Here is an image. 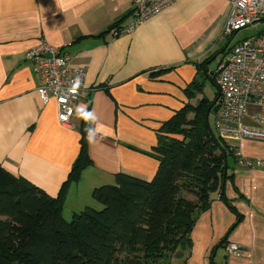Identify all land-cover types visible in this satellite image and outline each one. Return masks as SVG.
I'll return each instance as SVG.
<instances>
[{"label": "crops", "instance_id": "crops-1", "mask_svg": "<svg viewBox=\"0 0 264 264\" xmlns=\"http://www.w3.org/2000/svg\"><path fill=\"white\" fill-rule=\"evenodd\" d=\"M132 11L131 0H0V163L57 197L81 150L78 109L94 112L92 127L101 126L94 142L88 140L91 165L70 185L63 211L68 221L98 208L94 189L114 184L119 174L155 178L164 126L198 104L202 94L194 97L193 88L201 84L200 70L209 74L205 66L221 58L220 64L238 43L223 34L229 0H177L130 34L115 36L113 29L133 22ZM44 42L87 70L70 125L60 123L54 101H41L40 78L26 58ZM223 139L241 168L229 172L234 177L223 181L222 192L211 195L209 209L198 217L186 264L197 249L203 264H247L220 246L227 237L251 251L253 264H264V166L244 163L264 162V142ZM222 193L241 215L232 231L237 215ZM220 249L224 256L217 260Z\"/></svg>", "mask_w": 264, "mask_h": 264}, {"label": "trees", "instance_id": "trees-1", "mask_svg": "<svg viewBox=\"0 0 264 264\" xmlns=\"http://www.w3.org/2000/svg\"><path fill=\"white\" fill-rule=\"evenodd\" d=\"M210 79L215 84L214 73ZM193 91L194 97L202 94V85ZM212 103L202 97L164 126L154 179L119 174L115 185L92 193L102 210L88 208L70 221L63 215L67 190L92 163L86 132L92 122L83 120L80 154L57 197L0 163V264H162L191 247L198 217L209 209L211 195L222 192L225 172L226 181L234 177L230 160L239 162L235 149L206 123ZM221 200L237 215L232 231L241 215L223 193ZM227 244L228 237L220 246L226 250Z\"/></svg>", "mask_w": 264, "mask_h": 264}, {"label": "built area", "instance_id": "built-area-1", "mask_svg": "<svg viewBox=\"0 0 264 264\" xmlns=\"http://www.w3.org/2000/svg\"><path fill=\"white\" fill-rule=\"evenodd\" d=\"M131 1L133 22L125 28L113 29L115 36L130 34L177 0ZM229 1L231 12L223 30L226 37H233L264 20V0ZM26 58L33 63L40 78L38 94L41 101L44 104L54 101L60 123L70 125L85 87L87 70L75 67L60 49L45 42L27 51ZM214 81L220 93L213 115L218 134L222 138L264 142V33L233 46L214 71ZM244 163L264 166L260 160H244ZM226 252L253 264L249 261L252 253L247 248L229 243Z\"/></svg>", "mask_w": 264, "mask_h": 264}, {"label": "rangeland", "instance_id": "rangeland-1", "mask_svg": "<svg viewBox=\"0 0 264 264\" xmlns=\"http://www.w3.org/2000/svg\"><path fill=\"white\" fill-rule=\"evenodd\" d=\"M262 33H264V21L254 25V26H250V27L238 32L233 37L232 43L235 44L237 42H241V41H244V40H247V39H254L258 35H261ZM220 59L221 58H219V60H217V61L213 60L210 64H207V69H208V73L209 74L210 73L211 74L214 73V71L218 67L217 65L221 61ZM201 70H200V72H202V73H201V76H198V80H199L198 82L201 83V85H202V97H206L209 101L214 102L216 97H217V95H218V92H219L218 88L216 87V85L210 79V75L206 74V72L204 70L203 71H201ZM199 96H201V94L197 91L196 92V97H199ZM194 102H196V101H194ZM209 124H210V126H211L210 128L213 130V132L218 134L217 131H216V123H215L213 114H211V116L209 117ZM229 164L231 166V168H230L231 169V171H230L231 174L234 173L236 169H237V171H240L241 167L240 166L237 167V165H234L232 160H230ZM115 184H116V182L114 184H107V185H102V186H111V185H115ZM70 188H71V186H68L67 195L69 193ZM97 188H99V187H97ZM86 190H87V187L85 185V186H83L82 191L85 192ZM95 204L98 205V208H93L94 210L96 209L97 211H100V210L103 209V206L101 204H99V203H95ZM220 250L222 252V255H220L221 252H219L220 256H218L217 260L218 259L220 260V258L222 259L223 256H224L223 249H220ZM180 252H181L182 255L178 256V254ZM194 252H195L194 253V261L192 260L191 263H189V264H203V261L201 263V260H203L202 258H200V262L198 260V256H199V254H201V251L197 249ZM186 253H187L186 249L182 250V249L179 248L178 251H176L173 254H171L168 259H166L164 262H162V264H186L187 261H188ZM195 260H196V262H195ZM218 263H221V262H218Z\"/></svg>", "mask_w": 264, "mask_h": 264}, {"label": "clouds", "instance_id": "clouds-1", "mask_svg": "<svg viewBox=\"0 0 264 264\" xmlns=\"http://www.w3.org/2000/svg\"><path fill=\"white\" fill-rule=\"evenodd\" d=\"M78 114L82 115V118L85 119L86 121H90L92 123L96 122L97 118H96L94 112H88L85 109H78ZM100 128H101V126L98 124L96 125L95 128H93V127L86 128L87 138H88L90 143L94 142L95 134L100 131Z\"/></svg>", "mask_w": 264, "mask_h": 264}, {"label": "water", "instance_id": "water-1", "mask_svg": "<svg viewBox=\"0 0 264 264\" xmlns=\"http://www.w3.org/2000/svg\"><path fill=\"white\" fill-rule=\"evenodd\" d=\"M219 97H220V93L218 92V99H219ZM218 99L215 100V101L211 104V106H210V108H209V112L206 114V123H207V124H209L210 111L214 108V106H215V104L217 103ZM210 131H211V133L213 134L212 129H210ZM213 136H214V135H213ZM214 137H215V136H214ZM223 181H226V172H225V175H224V179H223Z\"/></svg>", "mask_w": 264, "mask_h": 264}]
</instances>
